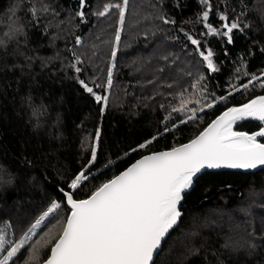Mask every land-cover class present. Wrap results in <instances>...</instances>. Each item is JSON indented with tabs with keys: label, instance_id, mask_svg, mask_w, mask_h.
Returning <instances> with one entry per match:
<instances>
[{
	"label": "trees",
	"instance_id": "1",
	"mask_svg": "<svg viewBox=\"0 0 264 264\" xmlns=\"http://www.w3.org/2000/svg\"><path fill=\"white\" fill-rule=\"evenodd\" d=\"M119 1L86 0L81 9L79 0H0V229L9 241L19 240L53 201L62 205L53 215L56 236L28 264L46 260L63 231L69 209L60 191L88 163L87 141L97 148V162L72 190L77 200L140 157L190 141L227 107L264 95L259 82L239 87L264 72V0H210L211 24L223 30L224 15L223 23L240 25L232 44L205 34L203 0H128L122 25L114 8L95 15ZM187 35L214 52L218 72L207 70ZM76 57L80 73L72 67ZM181 101L184 110L173 112ZM261 126L245 121L234 130ZM180 212L153 264H264V170L204 172L184 194Z\"/></svg>",
	"mask_w": 264,
	"mask_h": 264
},
{
	"label": "snow or ice",
	"instance_id": "2",
	"mask_svg": "<svg viewBox=\"0 0 264 264\" xmlns=\"http://www.w3.org/2000/svg\"><path fill=\"white\" fill-rule=\"evenodd\" d=\"M203 3L206 5L201 14L207 30L205 34L219 35L225 38L227 44L234 43L233 32L240 25L237 22L223 23L229 18L221 15L223 30L216 28L209 22L210 0H203ZM79 4L81 9L84 8L86 0H79ZM127 4L128 0H123L122 4H105L103 10L95 15L103 17L110 9H118V23L122 25ZM76 14L84 16L83 11H77ZM161 19L165 24L170 23L167 18ZM17 30L10 26L13 33ZM120 38L118 28L115 41L119 42ZM186 39L195 46L202 61L206 63L207 70L218 72L219 68L213 60L214 52L205 49L201 41L191 35H187ZM76 44H81L79 37L76 38ZM116 54V49L113 48L112 57L115 58ZM79 62L76 57L72 64L76 73L81 72V68L77 66ZM107 74V83L111 86L112 67L108 68ZM254 82H259V86L264 88V72L259 75L250 74V79L246 83L242 82L239 87L247 89ZM80 83L87 92L93 93V88L87 83L83 80ZM233 90L239 91V88L233 86ZM95 99L100 102L106 101L107 97L95 95ZM224 99L225 97H219V101ZM215 103L214 100L205 107L212 108ZM185 107L186 102L181 101V107L173 108L172 111L180 112ZM190 111L193 116L188 119L192 120L197 109L192 108ZM165 119H170V116ZM247 120L259 121L264 125V95L255 96L239 106L227 107L188 143L144 155L124 171L99 185L87 198L74 199L72 190L89 179V173L97 162V148L94 145L88 163L68 182V190L61 189L70 211L62 233L51 244L50 254L43 264H151L163 238L181 217L179 205L184 193L194 186L204 170L254 169L258 165H264V143L258 139L264 138V126L251 133L234 130V126ZM186 122L181 120L179 123ZM177 127V124L172 125V128ZM170 130L165 125L164 131ZM99 136L100 131L97 129L96 137ZM155 139L156 137H152L139 144L138 149L147 147ZM61 206L53 201L47 211L31 225L29 232L39 228ZM30 238L25 233L19 240L9 241L0 235V264H19L20 257L29 249L33 251L29 252L24 264L36 259L35 246L28 245Z\"/></svg>",
	"mask_w": 264,
	"mask_h": 264
},
{
	"label": "rangeland",
	"instance_id": "3",
	"mask_svg": "<svg viewBox=\"0 0 264 264\" xmlns=\"http://www.w3.org/2000/svg\"><path fill=\"white\" fill-rule=\"evenodd\" d=\"M122 3H123V0H120L118 4H122ZM115 10L118 11V9H115ZM126 11L127 10H125V12ZM115 64H117V63H115ZM115 64L112 66V69L115 66ZM90 145L91 144L87 141L86 147H85L86 149L85 150H90L91 151L92 146H90ZM47 209L45 211H47ZM56 213L57 212L51 214L50 218H47L44 222H42V224H41V226L39 228L35 229L33 232H29V229L31 228V225L33 223H35L36 220L39 219L42 216V214H41L38 218H36L28 226V228L24 231V233L19 237V239H20L25 233H27L31 237L28 240V245H34L35 246L36 254L37 253L41 254L47 248V246L51 243V241L53 240V238L56 236V234L58 232L59 224H56L55 223V219L56 218H55V216H53V215H56ZM0 235H3L5 237V239L8 240L6 238L7 231H5V230H2L1 231V229H0ZM6 247H7V245H6ZM26 247H27V245H26ZM31 251H33V250L32 249H29L28 253L31 252ZM0 256H2V253H0ZM25 260H27V258ZM23 264H24V262H23Z\"/></svg>",
	"mask_w": 264,
	"mask_h": 264
},
{
	"label": "water",
	"instance_id": "4",
	"mask_svg": "<svg viewBox=\"0 0 264 264\" xmlns=\"http://www.w3.org/2000/svg\"><path fill=\"white\" fill-rule=\"evenodd\" d=\"M249 101V100H248ZM247 101V102H248ZM247 102H245V103H247ZM242 104H244V103H242ZM242 104H240V105H242ZM237 106H239V105H237ZM230 107H232V106H230ZM226 110V109H225ZM225 110H223V111H225ZM222 111V112H223ZM221 112V113H222ZM220 113V114H221ZM219 114V115H220ZM218 116V115H217ZM216 118V117H215ZM214 118V119H215ZM213 119V120H214ZM247 121H254V120H247ZM243 122H245V121H243ZM254 122H259V121H254ZM211 123V122H210ZM235 127V126H234ZM244 131V130H243ZM249 133H251V132H249ZM197 136V135H196ZM195 138V137H194ZM258 139H259V137H258ZM189 142V141H188ZM188 142H186V143H188ZM261 143H263V142H261ZM185 144V143H184ZM178 147V146H177ZM166 151V150H165ZM161 152V151H160ZM148 155V154H147ZM141 158V157H140ZM139 158V159H140ZM138 160V159H137ZM137 160H135V161H137ZM134 161V162H135ZM133 162V163H134ZM130 166V165H129ZM128 166V167H129ZM262 170H264V165H258L256 168H254V169H230V168H219V169H206V170H204L203 171V173L204 172H210V173H216V172H237V173H243V174H247V173H256V172H259V171H262ZM124 171V170H123ZM202 173V174H203ZM201 174V175H202ZM189 191V190H188ZM187 192V191H186ZM185 192V193H186ZM184 193V194H185ZM60 194L62 195V193H61V191H60ZM63 196V195H62ZM65 199V198H64ZM65 205L67 206V208L69 209V211H70V206L69 205H67V202H66V199H65ZM179 209H180V205H179ZM69 214V213H68ZM179 220H180V218H179ZM179 220H178V222H177V224L172 228V229H170L169 230V232L166 234V236L163 238V240H162V242H161V245H160V247H159V249L154 253V256H153V261L151 262V264H153V262H154V260L156 259V257L158 256V254H159V252H160V250H161V248H162V245H163V243H164V241H166V238L169 236V234L172 232V230H174V228H176L177 227V225H178V223H179ZM66 224V223H65ZM50 254V253H49ZM41 264H43V262L41 263Z\"/></svg>",
	"mask_w": 264,
	"mask_h": 264
}]
</instances>
